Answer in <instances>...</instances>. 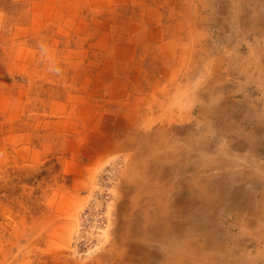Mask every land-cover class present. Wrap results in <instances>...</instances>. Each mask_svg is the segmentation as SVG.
I'll use <instances>...</instances> for the list:
<instances>
[{"label":"rangeland","instance_id":"374dc122","mask_svg":"<svg viewBox=\"0 0 264 264\" xmlns=\"http://www.w3.org/2000/svg\"><path fill=\"white\" fill-rule=\"evenodd\" d=\"M263 88L264 0H0V264H164L118 148L149 122L209 264H264Z\"/></svg>","mask_w":264,"mask_h":264},{"label":"bare ground","instance_id":"6f19581e","mask_svg":"<svg viewBox=\"0 0 264 264\" xmlns=\"http://www.w3.org/2000/svg\"><path fill=\"white\" fill-rule=\"evenodd\" d=\"M162 104H158L161 109L164 106ZM197 112V117L204 116L203 113L201 114L202 110ZM195 121L200 122L197 118ZM141 127L143 133L139 134V128H137L134 137L132 134L131 137L126 138L129 144L119 145L120 147H118L126 150L124 154L125 168L121 173L126 186L123 192L125 195H131L129 200L133 203L134 210L142 212L146 223L150 224V228L152 227V231L155 234H160L164 238L163 241L168 242L166 245L161 246L166 260L164 264H209L208 258L199 249L204 244V232L196 231L188 234L187 225L189 223H186L187 221L182 218L180 213L181 206L185 205L186 208L188 206L184 201L171 199L167 195L168 193L166 194V184L164 183L166 181L163 180L167 174L165 166L178 162L177 165L182 168L187 164L186 162L184 164L180 163L179 158L175 155L177 153L176 149L169 144L166 127L163 124L156 126L157 128L154 130L150 129V122ZM199 186H202V183L199 182ZM169 188L171 189L172 185H169ZM61 200L65 202L64 204L70 202L64 195L61 196ZM189 202L191 204L190 200ZM200 202L204 204L203 197L192 199V204ZM155 234L152 236L155 237ZM262 238L264 241V237ZM258 255L264 260V247L258 252Z\"/></svg>","mask_w":264,"mask_h":264}]
</instances>
